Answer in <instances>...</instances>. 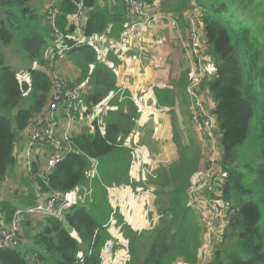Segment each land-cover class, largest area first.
<instances>
[{
    "label": "trees",
    "instance_id": "1",
    "mask_svg": "<svg viewBox=\"0 0 264 264\" xmlns=\"http://www.w3.org/2000/svg\"><path fill=\"white\" fill-rule=\"evenodd\" d=\"M78 1H57L55 27L69 46L66 57L79 72L76 85L88 86L86 112L103 107L111 93L114 96L104 108L113 110L103 117V132L94 120L86 130L69 135L68 142H63L62 160L46 179L37 177V167L32 174L40 193H65L86 186L89 194L62 220L26 217L17 246L0 249V264H101L110 240L108 191L133 183L131 148L123 141L134 129L136 112L125 107L129 102L116 87L109 64L115 51L101 60L93 45L77 44L67 37L71 35L67 20ZM122 1L82 0V35L116 39L128 21ZM141 1L149 7L153 2ZM32 4L33 0H0V188L16 165L19 133L27 131L34 115L43 111L50 92L49 72L31 66L46 67L45 55L56 36L48 25V14ZM163 4H171L178 12L200 11L206 53L215 74L200 87L214 105L210 112L217 122L221 168L227 174L223 198L233 214L209 264H264V0H163ZM5 48L23 62L25 81L7 63ZM79 116L74 114L71 123L63 118L70 128ZM199 159L198 149H181L179 162L160 167L146 180L154 186L158 211L172 214L171 220H160L149 230L137 232L115 214L128 242V264H199L203 226L187 205L190 178ZM37 200L31 187L13 202L0 199L5 222L18 207Z\"/></svg>",
    "mask_w": 264,
    "mask_h": 264
},
{
    "label": "crops",
    "instance_id": "2",
    "mask_svg": "<svg viewBox=\"0 0 264 264\" xmlns=\"http://www.w3.org/2000/svg\"><path fill=\"white\" fill-rule=\"evenodd\" d=\"M33 7L41 9L37 1L33 2ZM188 10L178 12L171 4H163V0H153L147 10L148 15L177 16V28L170 27L166 21H157L143 31V50L132 47L125 51L115 50V55H110L109 64L115 72L116 87L129 102L125 107L134 110L136 116L134 129L123 141V144L131 148L132 165L129 175L133 183L109 189L108 197L110 206L115 209L116 215L121 217L122 224L137 232L149 230L152 226L151 219L158 212L154 186L146 181L147 177L142 170L152 167L155 171L160 167H167L181 160V149H198L200 159L191 176L192 182L209 159L210 153L199 132L194 127L195 133L192 134L189 128L192 122L191 103L186 94V87L189 74L194 69L195 56L188 38ZM41 12L43 14L42 9ZM105 38L107 37L104 35L97 36L101 42H106ZM131 55H138L139 60L131 62ZM55 69L70 86L76 84L79 72L67 57L57 61ZM214 78L215 74L207 81ZM199 90L204 93L201 87ZM206 107L209 111L214 109L208 97ZM54 118L58 122V137L67 129L69 134L73 135L86 130L90 125L89 121L79 118L69 128L61 109L55 112ZM26 137L25 130L22 136L19 134L15 143L16 165L6 179L8 184L0 190L1 201L13 202L17 196L26 193L28 187L32 190L35 188L36 191L32 169L37 167V173L41 172L47 157L53 151L49 144L40 142L28 158ZM149 188H152L151 194L147 195ZM114 220L115 223L107 227H110L109 242H114V248L111 254L102 258L101 264H128V242L123 237L117 219Z\"/></svg>",
    "mask_w": 264,
    "mask_h": 264
},
{
    "label": "built area",
    "instance_id": "3",
    "mask_svg": "<svg viewBox=\"0 0 264 264\" xmlns=\"http://www.w3.org/2000/svg\"><path fill=\"white\" fill-rule=\"evenodd\" d=\"M122 5L128 19L125 24V29L135 42L131 43L122 33L116 39L110 37L105 38L104 40L107 42L104 47L106 50L109 49V52L118 51L119 49H124L125 51L127 48L129 49L132 47L140 51L143 50V39L140 29L146 28L157 21H166L172 28H176L177 26V20L179 19L177 16L148 15L147 10L149 6L141 0H123ZM57 13L58 11L56 9H50L47 15V22L52 28L54 36L58 38L66 49L57 48L55 44L52 45L45 55L46 67H37L41 68L43 71L49 72L51 82L50 92L48 94L47 105L38 115L36 123L30 126L26 131L28 158H30L32 150L35 149L40 142L43 144L50 143L53 149L52 153L46 159L44 169L37 173V177L41 179H46L56 164L62 160L64 154L63 142H68L70 135L68 130H65L62 134L64 138L60 140L57 139V123L54 118L55 112L61 109L67 122L71 123L74 114H79L81 120L83 116L88 119L91 118L90 122H92L96 120L97 117L103 116L105 111L109 110L99 105L96 106L95 112L88 114L84 102L88 86L82 84L77 87H75V85L67 87L66 80H64L60 72L55 69L57 61L63 60L66 57V52L69 50V46L65 44L64 36L55 27ZM201 20L200 11L198 12L195 9L191 10L186 18L189 25V44L195 55V65L194 69L189 74L186 94L191 102L192 123L199 132L210 154L205 167L197 173L196 183L187 191V201L188 207L195 212L203 226L204 243L202 242L201 245V260L199 263L204 264L207 260V254L211 249H214L215 244L221 240L224 229L228 224L229 216L233 214V211L228 212L230 204L223 198L227 174L222 170L220 164L222 151L220 148V141L218 140L217 122L214 114L206 107L208 96L199 90L202 82L209 79L213 74L211 60L206 53V43L201 39L205 37ZM84 21L85 8L82 0H79L75 4V12L70 15L67 20V30H71V35L67 37L72 39V36H77L76 40L72 39L77 44L83 41V39L78 37V34L81 33L84 27ZM87 43L93 45V42L89 39ZM98 47H101L99 42L95 49ZM99 53V58L104 60L107 53L102 51H99ZM138 60V55L130 56L131 62H136ZM112 97L113 93L104 100L103 104H108ZM134 148L138 150V148ZM142 172L148 178L153 175L154 169L152 167L144 168ZM92 173H96L95 167ZM7 184L8 183L5 182L0 189L3 190ZM36 189L37 202L27 207L17 208L8 223L5 222L4 215L0 212V247L8 246V243L10 244L7 248H15L17 246L22 224L26 217L40 219L57 218L62 220L65 213L69 211L71 207L83 203L85 197L89 194V189L86 186H77L65 193L55 190L40 193L38 187H36ZM151 190L152 188L147 190V195L151 194ZM110 201H113V199H110ZM172 218V214L165 215L161 211H158L151 219V227L160 220H171ZM112 249L113 246L109 243L104 251L106 254H110Z\"/></svg>",
    "mask_w": 264,
    "mask_h": 264
},
{
    "label": "rangeland",
    "instance_id": "4",
    "mask_svg": "<svg viewBox=\"0 0 264 264\" xmlns=\"http://www.w3.org/2000/svg\"><path fill=\"white\" fill-rule=\"evenodd\" d=\"M37 1V3L38 4H41V9H42V11H43V14L46 16V13L48 14V11L50 10V9H55L56 8V3H57V1L58 0H36ZM33 2H35V0H33ZM33 5V4H32ZM191 11V10H190ZM189 11V12H190ZM189 12H187V14H186V18L188 17V13ZM188 33H189V25H188ZM4 50V52H5V54H6V58H7V63L8 64H10L15 70H17L18 72H19V79L21 80V81H25L26 80V75H25V70L23 71V72H21L22 71V68H23V62L19 59V58H17V57H15L10 51H9V49H7V48H5V49H3ZM31 68L32 69H36V70H42L41 68H37L36 67V65H35V63H33L32 64V66H31ZM210 78V77H209ZM75 85V87H77L78 85H76V84H74ZM74 85H71V86H74ZM70 87V86H69ZM190 100V99H189ZM191 103V102H190ZM108 111H105V113H104V116L106 115V113H107ZM38 115L39 114H37V115H34V117L32 118V121H31V123H30V125L29 126H32V125H34L35 123H36V121H37V119H38ZM104 116H100V117H97L96 118V120H95V122H96V125L98 126V128L99 129H101V130H103L104 129V121H103V117ZM86 120V121H89L90 122V120H91V118L90 119H88V118H85V116H83L82 117V120ZM191 121V120H190ZM189 128H190V131H191V133L192 134H194L195 133V131H194V125H193V123L191 122V124L189 125ZM59 133V132H58ZM21 136L24 134V131H22L21 133H19ZM60 134V133H59ZM218 140H219V135H218ZM220 162H221V160H220ZM219 162V163H220ZM130 165H132V164H130ZM129 169H130V167H129ZM190 180H191V178H190ZM196 183V177L194 178V180L191 182L190 181V185H189V188L192 186V185H194ZM35 189V188H34ZM185 204H186V202H185ZM187 205H188V201H187ZM112 208V213H111V215H110V217H109V224H112V223H115V220H114V218H115V211L113 210V207H111ZM193 211V210H192ZM194 212V211H193ZM192 212V214L194 215V216H196L195 215V212L193 213ZM35 220H38V219H35ZM108 224V225H109ZM107 231H108V233H109V235H111V233H110V227L107 229ZM216 249V248H215ZM215 249H211L210 250V252L207 254V260H206V262L204 263V264H209L210 262H211V260H212V258H213V255H214V252H215ZM201 260V259H200ZM200 264V263H199Z\"/></svg>",
    "mask_w": 264,
    "mask_h": 264
},
{
    "label": "bare ground",
    "instance_id": "5",
    "mask_svg": "<svg viewBox=\"0 0 264 264\" xmlns=\"http://www.w3.org/2000/svg\"><path fill=\"white\" fill-rule=\"evenodd\" d=\"M152 25V24H151ZM150 25V26H151ZM177 25H178V20H177ZM150 26H148V27H146V28H142V29H140V33H141V36H142V39H143V31H145V30H147ZM176 28H177V26H176ZM110 30V26H108L107 27V32ZM122 35H125V38L126 39H128V40H130V42H135L134 40H132L131 39V37L128 35V31L125 29L123 32H122ZM78 37L80 38V39H83V41H82V43H85V44H88L87 43V40L89 39L91 42H93V46L94 47H96V45L98 44V42H99V44L101 45V47H98V48H96V50L99 52V51H102V52H104V53H107L106 55H105V59L107 58V56L109 55V53L111 52H109V49H105V47H104V45L106 44V42H101V41H99L98 39H97V36H92V37H90V38H85L83 35H82V30H81V33H79L78 34ZM76 38H77V36H72V39H74V40H76ZM98 41V42H97ZM56 45V47L57 48H61V49H66L61 43H60V41L58 40V38L56 37V39L52 42V45ZM66 44V43H65ZM89 45V44H88ZM194 55V54H193ZM195 56V55H194ZM58 71V70H57ZM59 72V71H58ZM61 77L63 78V76L61 75ZM64 79V78H63ZM106 106V104L102 107V108H104ZM65 118V117H64ZM56 121V123H57V125H58V122H57V120H55ZM90 124H91V122H90ZM68 130V129H67ZM64 132V131H63ZM63 134V133H62ZM56 137H57V139H61V138H64V136H57L56 135ZM69 140V139H68ZM109 243H111L112 244V246H113V248H114V242H109ZM204 243V242H203ZM9 244L10 243H8V246H9ZM8 246H1L0 247V249H4V248H7ZM113 250V249H112ZM111 254V253H110ZM106 255H109V254H106V253H104V256L103 257H105Z\"/></svg>",
    "mask_w": 264,
    "mask_h": 264
},
{
    "label": "water",
    "instance_id": "6",
    "mask_svg": "<svg viewBox=\"0 0 264 264\" xmlns=\"http://www.w3.org/2000/svg\"><path fill=\"white\" fill-rule=\"evenodd\" d=\"M121 95H123L122 94V92H120V91H118ZM113 96H114V94H113ZM110 101V100H109ZM108 104H109V102H108ZM115 109V108H114ZM109 110H113V109H109ZM109 110H107V111H109ZM103 116H104V114H103ZM101 130V129H100ZM104 130V129H103ZM103 130H101V132H103Z\"/></svg>",
    "mask_w": 264,
    "mask_h": 264
}]
</instances>
